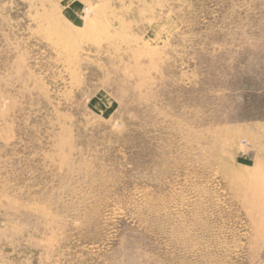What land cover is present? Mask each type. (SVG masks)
I'll return each instance as SVG.
<instances>
[{"label": "rangeland", "instance_id": "1", "mask_svg": "<svg viewBox=\"0 0 264 264\" xmlns=\"http://www.w3.org/2000/svg\"><path fill=\"white\" fill-rule=\"evenodd\" d=\"M0 264H264V0H0Z\"/></svg>", "mask_w": 264, "mask_h": 264}]
</instances>
